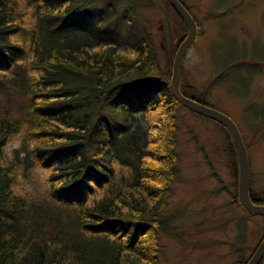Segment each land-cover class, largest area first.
Listing matches in <instances>:
<instances>
[{
  "label": "trees",
  "instance_id": "16d2710c",
  "mask_svg": "<svg viewBox=\"0 0 264 264\" xmlns=\"http://www.w3.org/2000/svg\"><path fill=\"white\" fill-rule=\"evenodd\" d=\"M165 1L182 23L167 71L150 53L134 0L124 11L93 0H0V264H161L160 235L180 237L164 209L179 173L180 102L169 82L187 26ZM119 20L128 25L122 39L98 26ZM200 32L197 23L191 45ZM180 88L205 102L181 79ZM211 120L226 134L244 207L233 139ZM35 166L46 170L44 190L21 192ZM250 195L264 203L251 185Z\"/></svg>",
  "mask_w": 264,
  "mask_h": 264
},
{
  "label": "rangeland",
  "instance_id": "374dc122",
  "mask_svg": "<svg viewBox=\"0 0 264 264\" xmlns=\"http://www.w3.org/2000/svg\"><path fill=\"white\" fill-rule=\"evenodd\" d=\"M111 1L93 0V5L124 11L129 2L134 3ZM134 1L131 12L146 22L150 53L160 69L167 71L182 23L165 0ZM184 1L201 32L182 59L181 85L235 121L247 143L249 185L264 193V0ZM126 23L119 20L98 26L122 39ZM154 79L163 80L160 76ZM154 112L151 124L155 123ZM174 115L179 173L164 211L172 215V229L180 237L160 235L161 264H237L239 254L248 255L261 239L264 216L250 213L234 197L235 176L222 149L224 130L212 118L181 103ZM18 142L15 136L6 143L9 155ZM45 175L41 166L33 167L28 176H21L20 191H43ZM259 264H264V256Z\"/></svg>",
  "mask_w": 264,
  "mask_h": 264
},
{
  "label": "water",
  "instance_id": "95a60500",
  "mask_svg": "<svg viewBox=\"0 0 264 264\" xmlns=\"http://www.w3.org/2000/svg\"><path fill=\"white\" fill-rule=\"evenodd\" d=\"M168 2L184 20L187 26V34L178 44L174 54L172 73L169 82L170 91L175 99L182 105L199 114L220 121L227 127L233 139L238 158V199L248 211L264 215V203H256L250 195V165L248 151L238 125L226 112L184 94L180 88L182 59L196 36L197 23L194 16L181 0H168ZM263 256L264 236L259 240L245 264H259Z\"/></svg>",
  "mask_w": 264,
  "mask_h": 264
},
{
  "label": "flooded vegetation",
  "instance_id": "af4514ba",
  "mask_svg": "<svg viewBox=\"0 0 264 264\" xmlns=\"http://www.w3.org/2000/svg\"><path fill=\"white\" fill-rule=\"evenodd\" d=\"M225 3L227 2V3H229L231 0H223ZM240 1H242V0H238V2H240ZM262 215V214H261Z\"/></svg>",
  "mask_w": 264,
  "mask_h": 264
}]
</instances>
